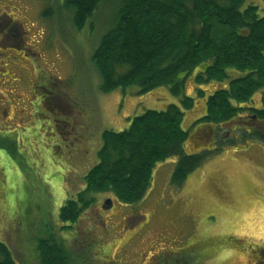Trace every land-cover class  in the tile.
Segmentation results:
<instances>
[{
	"label": "rangeland",
	"instance_id": "obj_1",
	"mask_svg": "<svg viewBox=\"0 0 264 264\" xmlns=\"http://www.w3.org/2000/svg\"><path fill=\"white\" fill-rule=\"evenodd\" d=\"M252 3L264 16V0H247L246 5ZM118 5L115 0L104 2L84 30L77 31L64 9V0H0V15L18 26L22 37L17 44L0 50V69L8 63L17 70L16 78L0 77V109L5 106L10 115L4 117L0 110V168H4L0 169V193L5 194H0V241L10 246L17 264H40L37 241L52 231L70 251L74 264H112L98 255L123 229L127 248L131 245L136 255L122 264H141L138 255L168 230L174 257L187 256L191 242L202 250L203 243L216 239L226 247L204 249L215 256L211 264H255L259 251L264 261V145L256 140L231 146L220 145L222 140L216 137L207 140L186 149L187 154H210L180 185L173 183L175 157L156 165L152 186L138 204L125 205L110 193L97 194L95 204L77 224L59 220L60 209L84 189V176L98 163L104 131H123L133 117L146 110L163 111L171 104L180 105L166 87L145 94H139L136 86L101 91L92 55L112 26ZM8 43L10 40L4 45ZM203 68L186 80V94L195 98L182 123L190 134L206 113L207 98L228 84L197 85L196 76ZM229 75L236 78L243 73L229 70ZM7 80L10 84L2 85ZM14 85L16 93L31 104L25 121L17 114L14 122L8 121L17 107L11 104L19 100L10 95ZM48 85L60 93L56 103L47 101L43 89ZM198 89L205 91V96H200ZM263 95L255 94L252 105L263 106ZM47 103L59 108V114ZM77 113L84 125L73 121ZM13 123L17 124L9 125ZM212 135L213 131L203 128L196 138L203 142ZM190 146L194 147V141ZM109 198L114 206L106 211L104 204ZM145 218L151 224L142 229ZM66 225L72 229L63 230ZM141 229H145L143 235ZM133 230H137L134 237ZM240 241L241 248L233 246ZM160 244L161 248L167 246Z\"/></svg>",
	"mask_w": 264,
	"mask_h": 264
},
{
	"label": "trees",
	"instance_id": "obj_2",
	"mask_svg": "<svg viewBox=\"0 0 264 264\" xmlns=\"http://www.w3.org/2000/svg\"><path fill=\"white\" fill-rule=\"evenodd\" d=\"M110 1L113 0H64V9L72 18V26L82 31L100 5ZM115 2L119 5L114 22L92 55L101 79V91L110 93L136 86L139 94H145L166 87L180 105L171 104L163 111L146 110L133 117L127 129L104 131L99 161L84 176V189L60 209L61 223L77 224L95 204L97 194L110 193L122 204H138L152 186L156 165L175 157L178 162L173 183L180 185L210 154L186 153V149L192 150L212 140L213 135L203 142L195 137L201 127L211 132L215 126L230 131L233 127L226 126L238 121L241 124L234 128L240 133L239 140L225 139L220 145L246 144L250 140L264 145V131L247 125L252 118L244 121L240 117L249 111L257 120L264 121V111L241 107L255 94L264 92V16L259 14L258 6L246 5L247 0ZM201 67L204 68L196 76L197 85L226 81L228 84L216 88L208 97L206 113L195 122L197 128L190 134L182 123L185 110L194 107L195 98L186 94V80ZM229 70L243 76L231 78ZM198 92L205 96L203 90ZM46 105L53 108L50 103ZM193 141L194 147L190 146ZM62 229L70 231L72 227L66 225ZM50 232L37 241L40 264H74L70 251ZM214 241L203 243V248L219 249L224 245ZM241 245L237 246L241 248ZM204 249L189 250L202 251L200 254L208 257L210 254ZM0 264H17L10 246L3 241H0Z\"/></svg>",
	"mask_w": 264,
	"mask_h": 264
},
{
	"label": "flooded vegetation",
	"instance_id": "obj_3",
	"mask_svg": "<svg viewBox=\"0 0 264 264\" xmlns=\"http://www.w3.org/2000/svg\"><path fill=\"white\" fill-rule=\"evenodd\" d=\"M3 16L6 17V15H3V13H2V16L0 15V50H3L4 47L13 46L22 40L21 32L19 31L18 26L14 27L13 23L10 20H8L7 17L3 18ZM9 22H11V24ZM7 40H10V43L4 45L5 41H7ZM0 54H1V52H0ZM8 62L12 63V58H10ZM20 66H21V64H20ZM16 73H17V70L14 67H12V65H10L8 63H7L6 68H5V66L2 65V69H0V77L1 78H7L8 80H11V78H13V77L16 78L15 77ZM8 80L6 82H3L2 85L10 84L8 82ZM53 83H50V84H53ZM57 86L59 87V85H57ZM16 89H17V87H16V85H14V89L12 91H10V95L12 97L14 94V95H17L18 99H19L18 101L13 102V104H11V105L16 104V106H17L14 108L15 110H14V113L12 114V117H10L8 119V121H11V122H14L13 119L15 117V114L20 115L18 119L21 118L22 121H25L27 119L28 113L30 112V108H31V104H30L29 99L24 101L23 97L16 93L17 92ZM43 92L47 95L46 96L47 101L51 100V101H55V103H56V101L59 100L58 97H59L60 93L58 95L56 93H54L53 90L50 88V85H48V89H43ZM54 94H56V96ZM263 94H264V92H263ZM64 99L68 100V98H64ZM260 99H261V96H260ZM252 101L253 100H251L249 103L241 105V107H243V108H254L258 111H264V105L261 107H260V105H258L259 107L253 106ZM263 101H264V95H263ZM206 102H207V100H206ZM51 104H53V102H51ZM58 105L59 104H57L56 106L58 107ZM3 107L5 108V106H3ZM4 108L0 109V110L4 111ZM50 109L55 111V113L59 114V108L53 107ZM72 111L75 112L74 109H72ZM5 112H6V110L4 111V117L10 116L9 113H5ZM79 115H81V114L77 113V117L73 121L75 123H77L78 125H84V121H82L83 118L81 119L80 117H78ZM254 116H255V114H252L249 111H246L240 115V117H242L244 119V121L248 120V118L251 119ZM14 124H17V123H13V124H9V125H14ZM69 126H71V125H69ZM203 128H205V127H201L198 130L195 137H197V135L200 133L201 130H203ZM220 128L219 127L217 128L216 126L213 127V129H212L213 130V137H212L213 140H215V137L217 138V141H219V142H220V140H222V142H223L225 139L226 140L231 139L234 141L239 140V134L240 133L236 130V128L233 127L230 131L229 130L228 131H224V130L221 131ZM70 129H73V127L71 126ZM0 186H1V183H0ZM112 208H107L104 204V209L106 211H108L107 209L111 210ZM102 209H103V207H102ZM141 216L142 215H139V218ZM143 222H146V223L142 227V229L151 224V221L147 218H145V221H143ZM145 229L142 230V235L145 232ZM123 231H126V230L122 229V231H120V232L118 231L120 233V235L115 236V239L111 243H108L110 246L108 248H105L106 251H104V250L102 251L101 256L99 255L101 260L103 259L105 262L112 263V264H122V261H124V259L130 258V256L132 254H134V250H132L133 248H131V245L129 246V248H127L128 247L127 245L129 242L126 241L124 235L122 236L121 233ZM136 231L137 230H135V231L133 230V232L131 231L132 237H134V235H137ZM139 233H141V231H138V234ZM168 234H169L168 230H163L161 232V235H163V236H161L160 239H155V243L152 244L149 247V249L142 250V252L138 255V259H139V262H141V264H211V262L213 261V259H214L213 257H215V256H211L212 254H210L208 257L207 256L203 257V255H201L202 252H198V251L190 252L187 256L174 257L173 256L174 253L171 252V248H172L170 245L171 239L169 240V238H167ZM137 239H139V237ZM135 240L133 238V242ZM161 242H163L165 245L167 244V246L161 248V244H160ZM240 244H242V242H240ZM222 246H223V248L226 247L225 245H222ZM233 246H237V244H235ZM190 248H198V246L195 242L194 243L191 242L189 249ZM254 252H256V249ZM127 254H130V255H127ZM192 254H194V255H192ZM259 254H260V256L255 261V264H264V261L262 259V252L259 251ZM134 255H136V254H134ZM189 259L192 262L188 261Z\"/></svg>",
	"mask_w": 264,
	"mask_h": 264
},
{
	"label": "water",
	"instance_id": "obj_4",
	"mask_svg": "<svg viewBox=\"0 0 264 264\" xmlns=\"http://www.w3.org/2000/svg\"><path fill=\"white\" fill-rule=\"evenodd\" d=\"M241 123L238 122V121H233L231 123H229L226 127H234L235 125H240ZM253 128H257V129H260L262 131H264V121H259L257 120V118L254 116L252 118V122L247 124ZM105 206L107 208H112L113 207V200L112 199H107L106 202H105Z\"/></svg>",
	"mask_w": 264,
	"mask_h": 264
}]
</instances>
